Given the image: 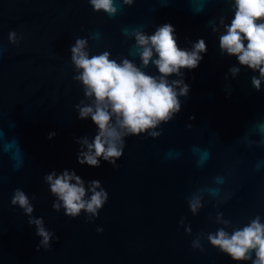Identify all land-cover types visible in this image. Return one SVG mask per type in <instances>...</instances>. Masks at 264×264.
Masks as SVG:
<instances>
[{"label":"water","instance_id":"obj_1","mask_svg":"<svg viewBox=\"0 0 264 264\" xmlns=\"http://www.w3.org/2000/svg\"><path fill=\"white\" fill-rule=\"evenodd\" d=\"M222 15L226 23L234 17L225 0H136L115 18L93 12L87 0H0V43L6 49L0 57V127L24 153L18 170L7 152L0 158V264H237L207 242L205 252L193 251L192 237L179 226L180 218L187 216L193 234L216 230L218 226L207 219L215 210L206 205L193 217L185 196L190 186L228 168L236 156L230 145L249 122L264 117V90L257 92L250 85L254 73L242 68L231 80L230 95L225 91L224 76L237 61L220 55L219 33L209 26ZM165 23L174 26L180 48L190 50L201 38L207 47L198 68L182 70L191 89L182 111L163 125L164 134L158 139L126 138L118 169L102 159L99 167L80 165L76 138L92 140L97 129L91 118H77L74 105L84 97L71 79L70 47L77 37L99 29L102 40H89L93 54L108 50L112 58L124 55L139 65V59L128 54L132 41L123 43L121 28L143 24L152 34ZM10 30L24 36L19 48L8 44ZM145 71L158 74L154 66ZM190 123L194 129L186 131ZM50 132L56 133L51 140ZM212 133L218 135L212 159L205 168H197L190 149L196 144L207 146ZM170 150L183 155L166 160ZM255 155L264 152L256 150ZM64 169L74 170L86 184L99 180L108 192L95 223H86L83 213L70 219L63 210L52 209L54 197L43 176ZM234 184L235 197L221 209L225 217L242 224L257 213L264 216V175L249 178L241 168ZM16 188L30 198L36 195L34 215L43 217L46 227L59 237L51 250L36 251L40 238L35 227L28 225L21 209L10 206Z\"/></svg>","mask_w":264,"mask_h":264},{"label":"clouds","instance_id":"obj_2","mask_svg":"<svg viewBox=\"0 0 264 264\" xmlns=\"http://www.w3.org/2000/svg\"><path fill=\"white\" fill-rule=\"evenodd\" d=\"M136 0H87L93 12H103L109 18L124 14L125 8H131ZM205 3L210 0H204ZM231 5L234 17L226 23V17L220 16L218 23L209 21L212 32L219 33V51L221 56L235 57L237 63L228 68L224 76L225 91L230 95L231 80L236 79L242 68L254 73L250 77L251 87L260 92L264 85V0H225ZM141 24L136 27L121 28L123 43H132L128 54L139 59L134 62L124 55L112 58V53L104 50L93 54L89 40L100 42L103 33L90 31L87 37H77L70 47V62L73 68L71 79L82 89L83 99L74 105L77 118H91L96 126L92 140L87 136L76 138L80 145L77 161L80 165L99 167L101 159L118 169L117 161L123 156L126 138L145 137L153 140L164 134L163 125L174 121L182 111L183 104L189 99L190 85L185 82L183 69L192 71L203 60L206 53L204 39L195 42L191 49H182L177 44L175 28L170 23L159 25L152 34H148ZM8 44L19 48L24 40L16 30L8 32ZM6 51L0 43V57ZM154 66L157 75L148 74L145 69ZM258 73V75H256ZM175 76V79L170 77ZM183 98V99H181ZM190 119L194 120L195 117ZM186 131L194 129L193 124L185 126ZM48 134V139L55 137ZM218 140L216 133L211 134L207 146L193 145L190 149L197 168L203 169L212 159V145ZM230 147L236 156L233 163L203 183L190 186L185 202L193 217L198 216L206 205L215 211L208 214V221L215 224L214 232L198 231L193 234L187 216H182L179 226L192 237L190 247L193 251L205 252V243L233 261L264 264V216L257 213L246 223H234L225 217L221 210L236 195L234 181L241 168L249 178L264 175V155H255L256 150L264 152V117L249 122L244 132L236 138ZM244 149L240 152L238 149ZM7 152L13 161L14 170L23 166L24 153L18 142H9L3 127H0V158ZM245 153H252L247 156ZM182 151L170 150L165 153L166 160L179 159ZM44 183L54 197L52 209L59 213L63 210L70 219L85 215L86 223H95L101 209L107 203L109 194L99 180L86 182L74 170L64 169L45 173ZM3 176L0 175V184ZM264 190V189H262ZM35 194L29 197L21 188H16L10 198V206L18 207L28 217L29 226L35 227L39 237L36 251L51 250L52 242L59 240L49 230L43 217L34 215ZM97 232H103L97 227Z\"/></svg>","mask_w":264,"mask_h":264}]
</instances>
